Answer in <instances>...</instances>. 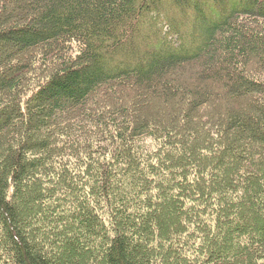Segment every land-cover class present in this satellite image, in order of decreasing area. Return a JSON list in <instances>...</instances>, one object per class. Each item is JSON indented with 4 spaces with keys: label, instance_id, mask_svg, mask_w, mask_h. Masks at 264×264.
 <instances>
[{
    "label": "trees",
    "instance_id": "16d2710c",
    "mask_svg": "<svg viewBox=\"0 0 264 264\" xmlns=\"http://www.w3.org/2000/svg\"><path fill=\"white\" fill-rule=\"evenodd\" d=\"M0 264H264V0H0Z\"/></svg>",
    "mask_w": 264,
    "mask_h": 264
}]
</instances>
